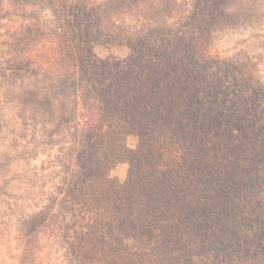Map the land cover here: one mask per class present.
<instances>
[{
	"label": "trees",
	"instance_id": "16d2710c",
	"mask_svg": "<svg viewBox=\"0 0 264 264\" xmlns=\"http://www.w3.org/2000/svg\"><path fill=\"white\" fill-rule=\"evenodd\" d=\"M13 5L5 16L18 10L19 5ZM115 7H71L64 27L57 25L54 31L34 24L9 30L19 46L25 45L19 55L13 53L14 59L35 65L33 73L48 66V74L63 76L58 99L62 106L74 96L87 107L82 116L76 111L60 114L64 121L79 116L86 120L80 140L87 163L79 162L82 180L73 201L98 208L107 198L113 224L86 223L65 245L81 264H126L127 249L139 258L143 242L150 248L157 244V264H264V178L254 177L260 175L258 165H264V147L259 155H250L264 139V127L256 131L260 121L252 117L261 110L262 87L252 90L251 68L243 63L223 66L244 81L241 95L234 94L237 101H222L217 91L205 97L193 93L179 102L178 118L177 105L160 103L156 115L148 108H134L109 64L99 67L90 55L94 43H117L110 37L123 11L120 4ZM201 10V19L180 14L181 27L169 39L165 59L189 60L195 66L205 57L203 30L218 29L224 21L219 8ZM42 42L50 45L43 44L41 55L35 52ZM131 61L141 65L143 55H133ZM200 64L196 67L210 69L208 62ZM132 134L140 142L136 150L126 146ZM120 162L131 166L123 185L109 177V170ZM246 181L248 191L243 193ZM48 220L53 223L47 228L61 231L63 217L53 214ZM55 236L60 238L59 233ZM128 238L135 243L129 246Z\"/></svg>",
	"mask_w": 264,
	"mask_h": 264
},
{
	"label": "rangeland",
	"instance_id": "374dc122",
	"mask_svg": "<svg viewBox=\"0 0 264 264\" xmlns=\"http://www.w3.org/2000/svg\"><path fill=\"white\" fill-rule=\"evenodd\" d=\"M13 3L19 5L18 10L5 16ZM108 3L117 8L120 4L123 11L116 22V33L110 37L117 43H94L90 55L98 66L102 62L109 64L124 95L132 97L128 105L148 108L153 115L160 103L177 105L174 116L178 118L179 102L193 93L205 97L208 92L215 96L217 91L222 101H237L234 94L241 95L244 81L233 70L223 71V66L228 69L243 63L251 68L252 90L262 87L261 110L252 117L260 121L256 131L264 127V0H0V264H81L65 245L66 239L73 240L86 223L100 227L113 224L107 198L98 208L73 201L82 180L79 162L87 163L80 140L86 123L81 116L87 107L74 96L62 106L58 99L63 76L48 74V66L33 73L35 65L14 59L13 53L19 55L25 45L19 46L9 32L31 24L40 25L46 32L54 31L57 25L64 27L62 22L69 8H98ZM207 8H219L224 21L218 29L203 30L206 36L200 44L206 48L205 57L196 63L208 62L210 69L196 67L189 60L176 63L165 59L169 39L181 27V16L195 14L198 18L201 9ZM43 44L50 45L40 43L35 53L45 52ZM133 55H143V63H133ZM70 111L81 116L71 121L60 119L61 113ZM139 143L134 134L126 138L130 150H136ZM263 147L264 139H259L251 158L259 155ZM130 167L129 162H120L109 170V177L123 185ZM258 167L260 175L254 177L260 181L264 165ZM247 183L243 193L248 191ZM53 214L63 217L59 232L47 228L53 223L48 220ZM57 233L60 238L55 236ZM126 241L129 246L135 243L131 238ZM140 245L139 258L130 256L131 247L127 249L123 255L126 264H157V244L154 249L149 242Z\"/></svg>",
	"mask_w": 264,
	"mask_h": 264
}]
</instances>
